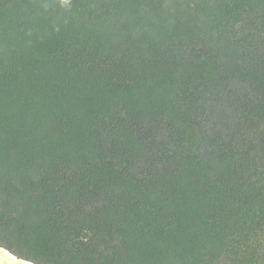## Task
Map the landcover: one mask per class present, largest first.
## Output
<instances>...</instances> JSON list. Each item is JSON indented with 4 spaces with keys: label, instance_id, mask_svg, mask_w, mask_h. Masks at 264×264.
Returning a JSON list of instances; mask_svg holds the SVG:
<instances>
[{
    "label": "trees",
    "instance_id": "trees-1",
    "mask_svg": "<svg viewBox=\"0 0 264 264\" xmlns=\"http://www.w3.org/2000/svg\"><path fill=\"white\" fill-rule=\"evenodd\" d=\"M0 246L264 264V0H0Z\"/></svg>",
    "mask_w": 264,
    "mask_h": 264
},
{
    "label": "rangeland",
    "instance_id": "rangeland-1",
    "mask_svg": "<svg viewBox=\"0 0 264 264\" xmlns=\"http://www.w3.org/2000/svg\"><path fill=\"white\" fill-rule=\"evenodd\" d=\"M0 264H33L23 259H19L10 251L0 246Z\"/></svg>",
    "mask_w": 264,
    "mask_h": 264
}]
</instances>
